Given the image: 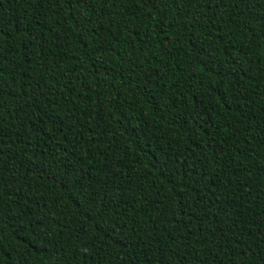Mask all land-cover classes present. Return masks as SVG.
<instances>
[{
  "label": "trees",
  "instance_id": "obj_1",
  "mask_svg": "<svg viewBox=\"0 0 264 264\" xmlns=\"http://www.w3.org/2000/svg\"><path fill=\"white\" fill-rule=\"evenodd\" d=\"M0 264H264V0H0Z\"/></svg>",
  "mask_w": 264,
  "mask_h": 264
},
{
  "label": "snow or ice",
  "instance_id": "obj_2",
  "mask_svg": "<svg viewBox=\"0 0 264 264\" xmlns=\"http://www.w3.org/2000/svg\"><path fill=\"white\" fill-rule=\"evenodd\" d=\"M67 2H68V0H65V3H67ZM75 2H76L77 4H81V5H83V4L87 3V0H75Z\"/></svg>",
  "mask_w": 264,
  "mask_h": 264
}]
</instances>
